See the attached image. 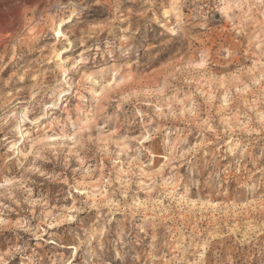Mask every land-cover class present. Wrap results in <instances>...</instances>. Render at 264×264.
I'll return each instance as SVG.
<instances>
[{
	"label": "rangeland",
	"instance_id": "374dc122",
	"mask_svg": "<svg viewBox=\"0 0 264 264\" xmlns=\"http://www.w3.org/2000/svg\"><path fill=\"white\" fill-rule=\"evenodd\" d=\"M0 264H264V0H0Z\"/></svg>",
	"mask_w": 264,
	"mask_h": 264
},
{
	"label": "snow or ice",
	"instance_id": "6c2138e0",
	"mask_svg": "<svg viewBox=\"0 0 264 264\" xmlns=\"http://www.w3.org/2000/svg\"><path fill=\"white\" fill-rule=\"evenodd\" d=\"M145 139H147V137H145Z\"/></svg>",
	"mask_w": 264,
	"mask_h": 264
}]
</instances>
